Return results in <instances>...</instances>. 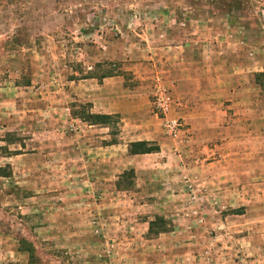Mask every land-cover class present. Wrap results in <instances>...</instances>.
Returning <instances> with one entry per match:
<instances>
[{
    "label": "rangeland",
    "instance_id": "1",
    "mask_svg": "<svg viewBox=\"0 0 264 264\" xmlns=\"http://www.w3.org/2000/svg\"><path fill=\"white\" fill-rule=\"evenodd\" d=\"M182 42L201 79L178 94ZM259 71L264 0H0V264H264ZM78 103L117 115L113 144Z\"/></svg>",
    "mask_w": 264,
    "mask_h": 264
},
{
    "label": "trees",
    "instance_id": "2",
    "mask_svg": "<svg viewBox=\"0 0 264 264\" xmlns=\"http://www.w3.org/2000/svg\"><path fill=\"white\" fill-rule=\"evenodd\" d=\"M110 75V74H106ZM104 76V75H103ZM253 79L255 84H257L264 91V72H254ZM23 83H28V80L21 81ZM88 104L86 103H78L71 108L70 114L78 118L80 121L86 123L87 125H99L109 127V134L111 135L110 139L104 141L105 145H110L115 142L114 135L117 133L116 131V123H117V115L109 114V113H99V112H91L88 108ZM9 132L6 133L8 135ZM7 141H10L8 139ZM127 154H143V153H152L158 151V146L152 142L146 140H135L130 141L126 145ZM4 167H0V175L8 176L7 172H4ZM133 170L131 168L122 170L114 181V186L118 190H126L129 189L132 184ZM146 235H156L158 233H164L168 231V222L162 216L155 214L152 219L146 221ZM20 250L25 251L28 255V259L31 263L34 262L33 258V247L24 239H20Z\"/></svg>",
    "mask_w": 264,
    "mask_h": 264
},
{
    "label": "crops",
    "instance_id": "3",
    "mask_svg": "<svg viewBox=\"0 0 264 264\" xmlns=\"http://www.w3.org/2000/svg\"><path fill=\"white\" fill-rule=\"evenodd\" d=\"M162 6H164L165 7V5H162ZM191 8V7H190ZM179 7H177V6H174V7H172L171 9H167V8H161L160 7V22H162V21H164L163 19H162V17L163 16H165V15H168V21H171L172 20V22H176V18L178 17V15H182V14H187L188 13V19H190L191 20V15H190V12H187V11H185V13L184 12H181V11H179ZM193 9H191V11H192ZM189 11V10H188ZM194 13V12H193ZM193 15V14H192ZM211 21L212 19L211 18H208L207 19V21ZM209 21L208 22H206L205 20H203V22H205L204 24V26H206V30L207 29H210L211 28V25L209 26V28H207L208 27V25H209ZM169 23V22H168ZM183 24V23H182ZM162 25V27L160 26V37H163L164 35H163V33H164V29L163 28H165V24L163 25V24H161ZM184 27L186 28V30L185 31H187V29L190 27V26H188L186 23H184ZM187 33L189 34V35H191L193 32H189V31H187ZM165 34V33H164ZM191 38H193V37H191L190 36V39ZM160 42H163V41H160ZM164 43V42H163ZM183 43V44H182ZM181 44H179L178 46H176V47H178L180 50H178V51H176V54H177V56L178 55H180L181 56V52L180 51H182L183 52V54H182V57H181V61H183V59H185L186 57H188V54H189V56H190V59H189V61L187 62V66H181L179 63L181 62V61H178V64L177 65H180L179 67H178V71H179V78H177V79H179V83H178V85L176 86L177 87V91H178V94H182V93H185V89L187 88V87H184L185 86V84L187 83L188 85H190V86H192V85H194L195 84V82H197V81H199V79H201V75H199L200 74V72L199 71H201V68L200 67H198V66H196V62L194 61V58H196V57H198V55H199V53H201L200 51H198V50H196V48H193V47H195L196 45L195 44H188L187 45V43L186 42H182ZM166 45L165 44H163L161 47H160V50H162V49H165V48H163V47H165ZM200 49V48H199ZM162 51H164V50H162ZM165 53V52H164ZM160 54H161V52H160ZM163 55V54H162ZM162 55H160V56H162ZM169 57V56H168ZM165 60L167 59V58H164ZM194 64V65H193ZM180 69V70H179ZM198 69H200V70H198ZM176 70V71H177ZM176 73V72H175ZM174 73V74H175ZM180 74H182V75H180ZM160 78H161V76H160ZM82 80H86V79H82ZM89 80H91V79H89ZM201 82V81H200ZM198 83V82H197ZM100 87V86H99ZM117 109H112V110H108V111H102V112H110V111H116ZM118 111V110H117ZM89 126V125H88ZM141 140V139H146V138H134V139H132V140ZM151 139V138H150ZM128 141H130V140H128Z\"/></svg>",
    "mask_w": 264,
    "mask_h": 264
},
{
    "label": "built area",
    "instance_id": "4",
    "mask_svg": "<svg viewBox=\"0 0 264 264\" xmlns=\"http://www.w3.org/2000/svg\"><path fill=\"white\" fill-rule=\"evenodd\" d=\"M160 93L161 94H163L164 92H163V90H160ZM168 101V96H164V97H162L161 98V100H158L157 102H156V105L159 107V108H161V109H164V108H166V102Z\"/></svg>",
    "mask_w": 264,
    "mask_h": 264
}]
</instances>
